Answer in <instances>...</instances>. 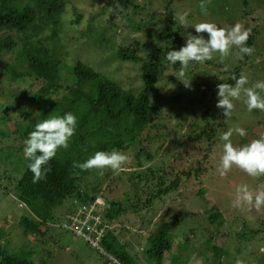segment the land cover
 <instances>
[{"label": "rangeland", "instance_id": "1", "mask_svg": "<svg viewBox=\"0 0 264 264\" xmlns=\"http://www.w3.org/2000/svg\"><path fill=\"white\" fill-rule=\"evenodd\" d=\"M122 2L125 3L126 13L124 14ZM168 2L174 17L178 13L189 12L188 25L183 35L186 33L197 35L192 26L200 22H214L225 29L239 23L249 31L247 45L253 49V52L239 59L238 49L233 46L227 57L221 58L219 53H214L210 61L191 64L184 78V83H190L189 86L174 79L172 75H166L176 69L174 66L169 67L165 60L166 69L159 83L161 95L159 103L163 104L166 111L173 110L175 117L178 116L176 118L179 124L178 131L175 132L176 118L173 123L168 122L166 132L171 139L175 137L176 140L172 144L171 139L169 142L167 140L162 147L171 146L169 148L173 152L172 156L165 160V165L176 167L175 172L194 170L208 154L206 161H203L201 165L203 173L199 178L195 176L194 170L192 176L181 184L180 189L171 196H166L161 204H155L156 200L152 204H147L146 199L151 196L153 187L148 186L144 180L139 181L137 177L132 179L134 173L132 166L137 163L134 157L135 151L130 149L122 151L128 157L127 163L121 169H108L109 179L102 185L101 192L104 191L112 199L122 197L123 191H126L129 200L125 203L126 209L120 218L108 222L106 229L116 233L120 241L136 258L137 264H149V259L143 252L144 247H148L149 235L158 227L159 222L175 218L176 211H179L180 216L188 215L187 218L190 219L180 220L181 226L175 230L181 235L180 238L176 239L175 236L173 239L177 262L202 264V257L197 251L204 249L202 241L213 236L214 233L218 235L213 243L224 245L232 255L238 254L236 252L239 248L236 247L239 246L241 257L248 252V249L243 246L242 241L234 237L230 239V234H236V229L243 226L242 222L245 219L251 224L252 229H258V225L263 227L264 207L259 210L246 204L239 208L234 207L233 201L237 194L235 184L238 181L231 174H236L237 177L240 175L239 179L243 180L239 182V186L247 185L253 193L264 190V176L263 178L262 175L254 176L256 182L251 181L250 176L236 166H233L226 175L221 176L217 171L224 143L220 140V134L236 127L244 128L247 132L246 136L240 137L236 134L232 136L234 146H241L264 136V111L249 112L243 102L245 97L242 92L240 99L233 101L234 108L231 114L225 117L222 109L216 107L217 85L222 81H232L231 83L234 84L231 77L233 75L238 77L241 74L249 80V84L245 87L264 80V0H210L207 4V15L201 13L200 0H137V3H141L144 8L136 9L135 2L127 4L124 0H118V9L116 0H67L62 14V25L54 38L49 39L53 31L50 27L35 40L49 48L56 47V54L69 65L74 66L76 62L82 61L135 92L143 87L144 59H147L155 41L153 34H147V31L154 33L161 30L164 24L168 25V22L164 21L166 16L164 5ZM136 17L138 20L148 21L143 30H132L127 19ZM149 20L154 22L149 23ZM252 33L256 35L254 42ZM10 35H15L17 40L21 37V34L17 32H11ZM202 35L207 38V33ZM135 41L140 44L141 60L123 59L120 49L133 48ZM10 61L14 62L12 53L0 56V229L6 234L1 237V242L6 244L12 255L24 254L34 259L36 264H104V259L90 251L82 241L88 239L96 246L95 239L92 241L90 232L85 233L80 228L73 236L67 232V237H61V241L55 245L54 242L47 240L48 234L45 236L38 233L23 234L19 213L22 205L25 206V204L22 202L23 199L18 197L15 189L21 172L27 164L23 150L19 149L22 145L20 140H24L25 133L30 130L31 123L27 113L35 116L38 111L47 110V113L52 114L50 111L55 109L54 104L51 103L47 108L43 107V97H47L48 89L42 70L31 67L33 74L29 76L11 73L6 69ZM26 70L27 67L23 68L24 72ZM66 82L70 84L67 79ZM203 89L209 93L208 98L212 96V91L214 92L212 104L200 94ZM191 94L195 99L198 98L196 102H193ZM178 96L179 98L176 99ZM206 107L214 109L211 123L219 128V139L213 144L214 146L210 145L208 135L202 139L196 136L201 130L200 125L204 124L203 113ZM176 111L179 114H175ZM190 123L197 125L195 129L188 128ZM178 148H183L189 154V158H178L175 150ZM209 148L212 150H208ZM155 159L159 160L160 156H156ZM163 161L164 159H161L158 162ZM183 175L184 173L181 176L185 177ZM101 199L103 201V198ZM73 207L75 208V205ZM92 209L95 210L93 204L88 207L87 214L92 215ZM67 210V208L62 209L60 214L64 215ZM91 215H88V220L92 217ZM193 221L198 225L201 234L204 228L207 229L206 236L199 235L201 238L197 243L191 239H196L195 234L191 233ZM90 229H93V225ZM225 232L230 234L222 236ZM95 238L100 239L99 234ZM258 241L264 242V230L256 236L253 245L260 244ZM261 249L258 264H264V244L261 245ZM48 251L52 252V255H49ZM254 251L255 247L253 253ZM99 252L104 251L99 248ZM77 255H79L78 258ZM168 256L165 258L166 264H170L171 257Z\"/></svg>", "mask_w": 264, "mask_h": 264}, {"label": "trees", "instance_id": "2", "mask_svg": "<svg viewBox=\"0 0 264 264\" xmlns=\"http://www.w3.org/2000/svg\"><path fill=\"white\" fill-rule=\"evenodd\" d=\"M66 1L0 0V56L6 53H12L14 56V62L10 61L6 65V69L11 73H22L23 76L33 74L31 67L42 70L48 89L47 97H43V107L47 108L51 103L54 104L53 108L55 109L50 111L52 114L47 113V110L38 111L35 116L27 113L31 124L30 130L25 133V139L33 130L34 125L48 118V115L62 116L71 112L77 118L76 131L69 141V147L59 149L57 155L49 161L50 170L44 179L33 183V173L27 169L28 161L21 172L20 179L15 186L18 197L22 198L25 204V206L22 205L19 213L20 224L23 227V234L38 233L42 236L48 234L47 240L54 242V245L61 241V237H67V232L73 236L76 234V230L82 229L85 233L90 232L91 238H95L99 234L100 239L97 240L96 246L86 238L87 241H82L90 251L92 250L95 255L104 259V264H137L136 258L120 241L116 233L106 229L108 222L120 218L125 211V203L129 200L127 192L123 191L122 197L110 199L107 193L101 192L102 185L109 179V168L82 171L78 167H73V163H82L97 151L134 150L137 163L132 166V171H134L132 179L137 177L139 181L144 180L148 186L153 187L151 196L146 199L147 204H152L155 200V204H161L166 196L169 197L180 189L181 184L192 176L194 170L195 176L200 178L203 173L201 165L203 161H206L208 154L203 157L196 169L175 172L176 167L165 165V160L167 161L173 153L169 148L171 146L162 148L167 143L166 141L169 142L171 139L169 133L166 132L168 122L173 123L178 117H175L173 110L166 111L163 104L159 103V98H161L159 83L166 69L164 56L168 50H178L184 43L182 35L186 26H181L174 20L170 2L165 4L164 21L166 20L168 25L164 24L161 30L154 31V33L147 31V34H153L155 41H153L147 59H144L143 87L134 92L82 61L76 62L74 66L69 65L56 54V47L49 48L35 40L38 35L50 27L53 31L52 35H49V39L54 38L62 25V14L66 7ZM124 1L127 4L135 2V9L137 7L144 8L141 3H137V0ZM116 2L118 9V0ZM121 4L124 14L126 13L125 3ZM127 20L133 31L143 30L148 22L138 20V17ZM153 22L149 20V23ZM11 32L21 34L19 40L15 35L13 36L16 39L10 35ZM251 36L254 42L256 35L252 33ZM139 50L140 44L135 41L133 48H121L120 54L125 60L139 61L142 58ZM25 67L27 70L24 72L23 68ZM174 67L177 70L179 65ZM66 79L70 84H67ZM174 79L176 78L174 77ZM231 82L222 81L220 84H230ZM200 94L212 104L213 91L210 98H208L207 90L203 89ZM178 98L179 96L176 99ZM192 99L193 102L198 100L195 97ZM213 110L211 107H206L203 113L204 124L200 125L201 130L196 135L200 139L208 135L211 146H214L213 144L219 139V128L211 123ZM176 112L174 113L179 114ZM175 125V132H177L178 118H176ZM195 126H197L195 123H190L188 128L195 129ZM25 139L20 140L22 143L20 150H24ZM171 140L172 144L176 138ZM137 147L138 149H136ZM175 150L178 158H189V154L183 148ZM208 150H212V148ZM156 156H160L159 160L164 159V161L158 162L159 160L155 159ZM182 173L185 177L181 176ZM243 173L245 174V172ZM231 175L237 178L236 189L243 179H239L240 175H238L239 177L233 173ZM249 179L256 182L254 176H250ZM98 198H103V205L97 202ZM92 204L95 210L92 209V215L87 214L88 207ZM65 205H69V207H64ZM65 208L68 209L65 214H60L61 210ZM176 212L175 218L159 222L158 227L149 235L148 247H144L143 251L144 256L149 259V264H166L165 258L168 255L171 257L170 264H186L176 261L173 239L175 236L176 239L181 237L180 233L175 232L177 227L181 226L180 220H189L190 218H187L188 215L180 216L179 211ZM88 215L92 216L89 220L87 219ZM97 217L98 219H96ZM242 223L243 226L236 229V234L231 235L229 233L231 231H229L222 233V236L230 234V239L234 237L242 241L248 252L240 257L241 249L237 246L236 248L239 249L236 253L238 254L232 255L224 245L213 243L218 235V233H214L213 236L202 241L204 249L197 251L202 257V264H258L257 262L260 261L258 255L264 242L258 241L260 244L253 245V241L259 232L264 230V224L263 227L258 225V229H252L246 219ZM92 225L93 229L91 230ZM191 226L193 227L191 233L195 234L196 239L190 238L197 243L201 235L206 236L207 229L204 228L203 234H201L194 221L191 222ZM5 235L4 230L0 229V264H36L34 259L24 254L12 255L6 244L1 242V237ZM99 248H102L104 252H99ZM48 252L49 255H52V252ZM78 257L79 255H77Z\"/></svg>", "mask_w": 264, "mask_h": 264}, {"label": "clouds", "instance_id": "3", "mask_svg": "<svg viewBox=\"0 0 264 264\" xmlns=\"http://www.w3.org/2000/svg\"><path fill=\"white\" fill-rule=\"evenodd\" d=\"M209 2L210 0H200L199 6L203 15H207ZM188 16L189 12L185 11L178 13L174 20L181 26H187ZM192 28L197 35L192 33L182 35L185 39L184 45L178 50H168L164 56L169 67L179 65L176 71L166 73V75H172L183 83L191 64L210 61L214 53H219L221 58L227 57L235 46L238 49L239 59H243L245 55H251L253 52V49L247 45L249 31L239 23L225 29L214 22H200L194 24ZM203 33H207V38L202 35ZM231 79L234 84L217 85L216 107L222 109L225 117L231 114L234 108L233 101L239 100L242 92L245 97L243 102L249 112L264 111V80L245 87L249 84L245 75L241 74L239 78L233 75ZM47 117L34 125L24 141L23 154L25 160L28 161L27 169L33 173V183H38L45 178L50 170L49 161L57 155L59 149L69 147V141L76 131L77 118L71 112L62 116L48 115ZM234 134L244 137L247 132L242 127H236L220 134V140L224 143L217 166L219 174L224 176L233 166H236L249 176L264 175V136L253 139L247 144L234 146L231 140ZM127 161L128 157L122 152L97 151L82 163L74 162L73 167H78L82 171L104 168L117 170L121 169ZM236 193V199L233 201L234 207L239 208L245 204L257 210L264 207V190H257L253 193L247 185H240ZM98 202L103 201L98 198Z\"/></svg>", "mask_w": 264, "mask_h": 264}, {"label": "built area", "instance_id": "4", "mask_svg": "<svg viewBox=\"0 0 264 264\" xmlns=\"http://www.w3.org/2000/svg\"><path fill=\"white\" fill-rule=\"evenodd\" d=\"M91 240H92V241H94V239H93V238H91ZM97 240H99V239H98V238H96V239H95V242H96V244H97Z\"/></svg>", "mask_w": 264, "mask_h": 264}]
</instances>
